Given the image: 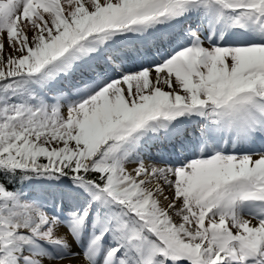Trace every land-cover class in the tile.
<instances>
[{
	"label": "snow or ice",
	"instance_id": "obj_1",
	"mask_svg": "<svg viewBox=\"0 0 264 264\" xmlns=\"http://www.w3.org/2000/svg\"><path fill=\"white\" fill-rule=\"evenodd\" d=\"M249 203L264 0H0V264H264Z\"/></svg>",
	"mask_w": 264,
	"mask_h": 264
},
{
	"label": "trees",
	"instance_id": "obj_2",
	"mask_svg": "<svg viewBox=\"0 0 264 264\" xmlns=\"http://www.w3.org/2000/svg\"><path fill=\"white\" fill-rule=\"evenodd\" d=\"M15 179H18V177L14 178V183L9 185V187H13L15 185ZM55 182L59 183V181ZM48 183H52V181H47L44 177L31 176L23 180L21 187L24 191L35 194L38 189L43 188Z\"/></svg>",
	"mask_w": 264,
	"mask_h": 264
},
{
	"label": "rangeland",
	"instance_id": "obj_3",
	"mask_svg": "<svg viewBox=\"0 0 264 264\" xmlns=\"http://www.w3.org/2000/svg\"><path fill=\"white\" fill-rule=\"evenodd\" d=\"M162 25H158V27H161ZM235 31V30H234ZM240 30H236L237 33H239ZM258 206L261 207V212H260V215L264 214V205H258L256 203H249L247 208L242 210V214H245V215H253V212L252 210L257 208ZM46 247H49L50 249V246H46Z\"/></svg>",
	"mask_w": 264,
	"mask_h": 264
},
{
	"label": "bare ground",
	"instance_id": "obj_4",
	"mask_svg": "<svg viewBox=\"0 0 264 264\" xmlns=\"http://www.w3.org/2000/svg\"><path fill=\"white\" fill-rule=\"evenodd\" d=\"M237 30H238V29H237ZM235 31H236V30H235ZM252 212H253V215H260L261 207L258 206L257 208L253 209ZM49 250H50V251H53V249H51V247H50Z\"/></svg>",
	"mask_w": 264,
	"mask_h": 264
}]
</instances>
